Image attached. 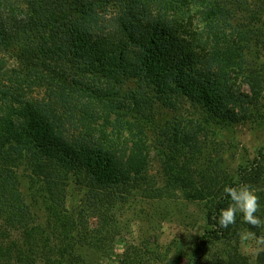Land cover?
Returning <instances> with one entry per match:
<instances>
[{"label":"trees","instance_id":"trees-1","mask_svg":"<svg viewBox=\"0 0 264 264\" xmlns=\"http://www.w3.org/2000/svg\"><path fill=\"white\" fill-rule=\"evenodd\" d=\"M183 6L196 8L201 28ZM250 41L264 45V0H0V264H85V250L103 249L114 229L112 208L137 195L201 204L199 242L229 245L234 234L216 222L230 203L223 188L253 187L264 169L254 160L232 179L218 163L203 166L201 140L258 111V82L243 77L248 95L229 76L246 71ZM128 82L135 87L125 90ZM182 97L200 119L182 118ZM161 107L172 121L156 120ZM98 119L150 135L160 183L141 156L118 160L92 128ZM71 185L86 198L74 213ZM83 211L97 215V229ZM216 261L264 264V252L250 261L230 248Z\"/></svg>","mask_w":264,"mask_h":264},{"label":"rangeland","instance_id":"rangeland-1","mask_svg":"<svg viewBox=\"0 0 264 264\" xmlns=\"http://www.w3.org/2000/svg\"><path fill=\"white\" fill-rule=\"evenodd\" d=\"M187 8L189 7L183 6L182 10ZM188 10L196 12V8ZM166 11L170 17L177 12L173 7ZM183 11L180 13L181 16ZM199 19L196 12L192 21L194 28L202 27ZM214 33H217L216 29ZM245 47L248 48L242 51L240 58L245 64L246 71L239 75L232 71L229 76L235 88L248 95L250 88L245 83L247 79L243 77L252 78L254 83L258 82L259 86L256 87L261 89L258 111L248 117L246 122L217 129L216 134L209 132L210 134L201 140L203 145L201 154L205 159L202 157L200 164L204 166L218 163L232 179L240 167L251 166L254 160L261 163L264 169V45L256 46L250 41ZM134 87L132 82L123 86L125 90ZM174 100L181 104L182 118L198 120L202 117V111L196 110L190 99L182 97ZM157 114L156 120L161 124L172 121L175 115L173 111L162 107ZM92 128L99 134L104 132L103 134L111 140L119 161L125 162L129 155L141 156V159L145 160L144 168L147 174L155 182L160 183L162 169L150 147V135L149 139H146L137 131L131 134L123 128L103 127L102 119H98ZM134 143L136 146L132 149ZM195 170L198 174L196 166ZM20 187L21 192L25 194L23 182ZM253 188L259 196L260 193H264V171ZM65 200L68 211L74 213L82 208L86 198L80 190L71 185ZM110 213L111 226L114 229L110 234L103 232L101 239L103 249L85 250V264H216V259L223 258L230 248L236 249L250 261H253L259 252H264V243H260L258 240L260 237L256 235L249 236V233H257L251 225L242 222L239 213L236 223L228 227L234 234V239L229 245L208 243L202 246L199 241L207 230L202 205L182 199L180 195L174 200L163 201L133 196L127 201L117 203ZM82 214L88 219L90 230L98 228L97 215L89 211H83ZM256 215L264 219V211L259 210Z\"/></svg>","mask_w":264,"mask_h":264},{"label":"clouds","instance_id":"clouds-1","mask_svg":"<svg viewBox=\"0 0 264 264\" xmlns=\"http://www.w3.org/2000/svg\"><path fill=\"white\" fill-rule=\"evenodd\" d=\"M224 195L230 199L227 207L220 209L216 222L222 229L228 228L236 223V217L239 213L242 222L251 225L253 228L264 227V219L256 215L260 210V196L257 191L248 184L239 186L226 185L223 188ZM249 233V236H254ZM260 243H264V237L258 238Z\"/></svg>","mask_w":264,"mask_h":264}]
</instances>
